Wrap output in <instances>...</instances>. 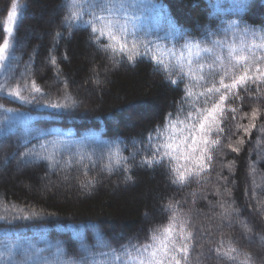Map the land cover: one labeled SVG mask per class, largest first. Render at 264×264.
Instances as JSON below:
<instances>
[{
  "label": "trees",
  "instance_id": "obj_1",
  "mask_svg": "<svg viewBox=\"0 0 264 264\" xmlns=\"http://www.w3.org/2000/svg\"><path fill=\"white\" fill-rule=\"evenodd\" d=\"M68 2L18 0L11 50L13 69L11 72L0 69V84L7 82L0 91V105H3L0 108V140L3 141L0 143V216H9L8 220H0V251H4V243L24 239L40 248L60 241L69 255H78L79 240L73 228L89 219L114 247L126 244L130 238L133 243H143L151 229L168 223L171 213L163 206L179 202V218H191L192 224L207 230L197 233L191 264H229L209 251L220 246V241L225 249L231 243L241 252L251 253L252 264H264V240L261 239L264 213L256 209L257 200L252 199V179L248 175L249 164L255 163V180L260 185L257 199L264 202V136L255 129L250 137L245 136L235 127L249 123L248 119L240 117L250 114L253 108L264 113V98H255L256 85H251L248 91L240 90L242 99L228 102L239 111L235 121L231 113L227 114L225 133L214 153L212 171L202 174L199 180L192 178L184 185L173 184L170 170L186 171L192 166L189 161L166 157L160 166H142L139 161L152 155L148 135L155 137L153 130L163 129L169 113L176 119L184 85L173 87L165 72L155 61L149 62L148 57H137L130 63L123 53L113 57L111 52L103 51L92 36L105 45L111 43L107 33L92 34L90 27L83 24L66 27L63 17L67 9L61 5ZM110 2L118 9L115 18L122 23L126 21L129 47L135 33L138 40L152 42L149 56L155 55L165 63L174 59L167 49L175 47L179 52L185 39L202 47L211 46L212 39L239 46L245 37L247 42L259 43V36L264 35V0ZM11 3L12 0H0V43ZM121 4L123 8L119 7ZM50 15H53L51 23L47 20ZM169 24H174L177 31L168 32ZM96 26L101 27L99 23ZM119 29L117 25V47L123 35ZM243 29L248 32L243 33ZM208 32L216 35L209 37ZM57 33L61 34L59 38ZM140 51L145 49L141 47ZM223 52L226 54L227 48H223ZM50 56L56 58L55 65L50 63ZM201 56L207 61L209 53ZM33 81L40 87V93L21 91L29 103L7 95L12 89H30ZM260 88L264 92V85ZM50 104L69 106L55 109L49 107ZM185 109L189 110L187 105ZM179 118L184 119V116ZM257 125L264 126V115L257 120ZM172 134L178 146L174 155L181 156L187 151L181 144L187 132L176 130ZM241 137L245 139L241 151L231 152L227 144ZM257 140L261 142L259 148ZM25 143L37 149L43 144L44 151L59 160L60 165L49 168L46 160L24 163L18 154L13 157L18 146L19 152L24 151ZM117 150L121 156L129 158L131 168L127 173L123 166L114 167L112 171L104 167L109 162V153ZM133 152L137 153L134 160ZM229 162H234L231 174L223 167ZM15 168L19 169L17 173ZM126 175L132 178L127 180ZM218 176L227 178V184ZM44 177L48 186L43 188ZM91 179L95 183L87 185ZM82 184L86 186L81 187ZM225 202L239 213L232 214L230 226L219 207ZM13 205L24 209L25 214L36 211L40 216L30 220L12 219L4 209ZM244 222L250 232L244 231ZM85 236L89 244L94 242L92 229H85ZM49 251L54 249L45 251L44 255L48 256Z\"/></svg>",
  "mask_w": 264,
  "mask_h": 264
},
{
  "label": "snow or ice",
  "instance_id": "obj_2",
  "mask_svg": "<svg viewBox=\"0 0 264 264\" xmlns=\"http://www.w3.org/2000/svg\"><path fill=\"white\" fill-rule=\"evenodd\" d=\"M67 9L63 17V23L66 27L72 28L74 25L83 24L90 27L91 33H99L100 36L107 33L111 43L101 45L98 37L92 36V39L105 52H111L115 57L121 53L126 57L127 61L132 63L137 57H148L149 62L155 61L157 65L165 72L166 79L173 87L181 89L183 95L181 102L176 109V119H173V113L167 116V122L162 130L154 129L155 137L150 133L147 137L149 141V149L152 152L150 157L141 158L139 161L142 166H160L163 164L166 157L170 159L183 158L191 163V167L186 171H181L179 168H172L170 171L173 174L171 182L177 185H184L192 178L199 180L202 174L210 173L214 166V153L222 144V137L225 133L224 122L227 120L228 113H231L232 120L237 119L239 111L236 107H230L229 101L242 99L239 96V91H248L251 85H256V99L264 98V92L260 86L264 85V35L259 36V43L254 40L247 42V38L241 40L239 46L235 43H225L221 39H212L211 46L202 47L200 43H194L191 39H185L181 50L177 52L175 47L167 49L170 57L169 63H165L155 55L149 56L152 50L150 41H140L136 34L133 33V42L129 47L127 43L126 21L121 22L116 19L117 6L110 0H69L66 5H61ZM123 8L121 4L119 6ZM18 0H12L10 10L7 13L4 21V36L0 43V69L6 72H11L14 25L18 16ZM99 13V14H98ZM85 17H88L86 19ZM97 23L101 27H97ZM117 25H120V43L117 47ZM168 32H176L174 24H169L166 27ZM243 33H247L248 29H243ZM61 34L57 33L59 38ZM207 35L212 37L216 35L213 32H208ZM257 34L253 33V36ZM143 47L145 51L141 52ZM223 48H227V53L223 52ZM159 49H157L158 51ZM209 53V58L204 61L201 54ZM50 63L56 64V58L50 56ZM207 69V70H205ZM27 71V69H25ZM173 75L176 76L173 79ZM218 77V79H217ZM185 80L188 83H185ZM7 86V82L0 84V91H3ZM202 91H194L200 89ZM27 90L34 93H40L41 89L32 82L31 88L28 89H12L7 93L8 96L19 98L25 103L30 101L27 97L21 95V91ZM66 98L70 99V97ZM185 105L188 106L186 111ZM202 105V106H200ZM51 108L60 109L66 108L68 104H50ZM3 105H0L2 108ZM6 111H14L6 109ZM180 115L184 119H180ZM264 115L259 108H253L251 113H245L241 119H248L247 125L236 124L237 131H242L245 136L251 135L255 129L261 136H264V126L257 125V120ZM180 125L184 127L179 128ZM187 132L183 136L181 144L186 146L187 151L182 152L181 156L174 155L178 146L175 144L174 131ZM231 131V128L228 129ZM10 131V129H8ZM40 134V133H38ZM6 135V134H5ZM215 137V138H213ZM3 141L0 140V143ZM260 140L256 141L257 148L260 147ZM155 144V147H153ZM245 144L243 137L237 139L234 143L229 142L227 148L233 153H239L241 146ZM24 151L19 152V146L15 155H19L24 163L33 161H47L49 168H54L60 165V161L56 160L53 155L47 154L45 146L41 144L39 149L35 146L29 148L27 143L23 145ZM136 152L132 153V159H135ZM128 157H123L116 152H110L108 163L104 167L108 171H112L114 167L123 166L125 173L130 171L131 165L128 164ZM67 163V162H66ZM223 167L228 168L230 174L234 169V162L224 164ZM249 177L252 179V199L257 200L256 209L264 213V202L257 199L256 165L249 164ZM132 177L126 175L125 179L130 180ZM227 184V178L219 177ZM95 180L87 181V185L94 184ZM82 184L81 187H85ZM193 196L196 193H192ZM219 196V190L216 191ZM234 203V201H233ZM179 202H169L163 207L171 213L168 223L160 228L150 230V235L143 243H133L130 238L126 244H120L114 247L112 243L105 239L100 232L98 225L91 219L87 223L77 224L73 228V233L79 240L78 255H69L67 249L60 241L55 245L47 244L45 248H40L31 241L17 239L16 241L3 244L4 251H0V264H191V252L196 247V237L198 232H206V229L198 227L191 223V218L181 220L177 212ZM219 207L222 209V217L229 220L233 213L239 215L238 210L232 207L231 204L221 203ZM5 212L9 213L12 219L30 220L39 217L40 213L30 211L25 214L24 209H17L16 206L5 207ZM9 216H0V220H8ZM244 231L250 232L247 227V222L242 224ZM92 229L95 233V240L92 244L87 242L85 229ZM211 235L210 232H208ZM264 240V237H261ZM220 246L209 248L210 252L217 254L219 258H223L229 264H252L253 257L249 252H241L238 248L233 247L231 243L227 249L223 248V241H220ZM50 249L49 255L45 256L44 252ZM99 250V251H97ZM106 250V251H105ZM20 256V259L16 257Z\"/></svg>",
  "mask_w": 264,
  "mask_h": 264
},
{
  "label": "rangeland",
  "instance_id": "obj_3",
  "mask_svg": "<svg viewBox=\"0 0 264 264\" xmlns=\"http://www.w3.org/2000/svg\"><path fill=\"white\" fill-rule=\"evenodd\" d=\"M50 17V19H47L48 20V22L50 21V23L52 22V20H53V15H50L49 16ZM36 32V31H35ZM37 33V32H36ZM35 34V33H34ZM34 34H32V35H34ZM39 37V36H38ZM41 39V38H40ZM90 66H91V64H90ZM102 73V72H101ZM92 79V78H91ZM15 173H17L18 171H19V169H16L15 168ZM46 179H45V177L44 178H42V181H41V186L44 188V187H47L48 185H46V181H45ZM115 188H116V185L115 184H112Z\"/></svg>",
  "mask_w": 264,
  "mask_h": 264
}]
</instances>
